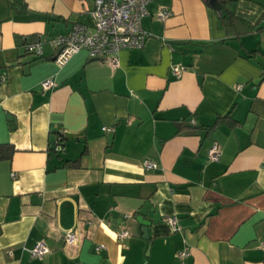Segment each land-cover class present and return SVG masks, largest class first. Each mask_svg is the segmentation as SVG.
Returning a JSON list of instances; mask_svg holds the SVG:
<instances>
[{"label": "crops", "instance_id": "1", "mask_svg": "<svg viewBox=\"0 0 264 264\" xmlns=\"http://www.w3.org/2000/svg\"><path fill=\"white\" fill-rule=\"evenodd\" d=\"M93 1L0 0V144L13 147L0 159V264H264V30L247 27L264 25V0H228L234 26L206 0H155L144 46L118 66L85 51L58 65L48 40L91 24ZM38 39L42 54L28 52ZM229 112L234 125L178 127Z\"/></svg>", "mask_w": 264, "mask_h": 264}, {"label": "built area", "instance_id": "2", "mask_svg": "<svg viewBox=\"0 0 264 264\" xmlns=\"http://www.w3.org/2000/svg\"><path fill=\"white\" fill-rule=\"evenodd\" d=\"M155 0H94L93 8L90 11L91 24L76 22L66 33L52 36L48 42L54 50V61L63 66L72 56L80 51H85L89 58L106 61L111 66H118V54L122 49H139L146 42L149 33L144 29L142 20L149 14L148 6ZM171 15V11L162 8L156 12V17L163 20ZM25 48L28 52L35 55H41L43 42L38 39L32 42H26ZM182 70L180 66H173V74H178ZM54 85L51 78L44 79L41 82L42 89H49ZM241 83L236 85L239 89ZM193 121V120H192ZM103 131H111V126H103ZM54 151L62 150L60 136L53 141ZM208 157L211 161H217L220 157V150L217 142H213L208 149ZM143 166L146 170H152L157 164L150 160H144ZM176 230V216L170 215L164 218ZM123 231L118 236H127ZM65 242L67 244H76L79 236L72 229L65 232ZM264 249V242H262ZM103 248V245H97L96 250ZM47 252L43 241L35 243L30 254L32 257L40 258ZM11 253V251H9ZM180 258L188 255V252L180 250L176 253Z\"/></svg>", "mask_w": 264, "mask_h": 264}, {"label": "trees", "instance_id": "3", "mask_svg": "<svg viewBox=\"0 0 264 264\" xmlns=\"http://www.w3.org/2000/svg\"><path fill=\"white\" fill-rule=\"evenodd\" d=\"M216 1L221 6V8L219 10L220 19H222V20L225 19L227 21V23L232 25V26H234L235 23L241 21L240 19L235 17L234 14L227 7H225L226 4L228 3V0H216ZM206 2L212 6L213 0H206ZM20 7H22V6L20 5ZM247 27L249 29H251L252 31L264 30V25L247 24ZM254 52H256V51H252L251 53H254ZM262 81H264V71H262L258 83H261ZM224 120H227L230 125L235 124V122L230 119V112H229L226 115L216 117L215 121L211 125H206V126L205 125H192V123H190V124L186 123L184 126L179 124L178 127H179V129L184 127V128H190V129H201V130H205L206 132H209L216 126L217 123L224 121ZM58 136H60V142H61V144H63L64 143V135L61 132H59ZM50 144H51L50 149L53 150V147H52L53 141H51ZM54 152H59V151H54ZM12 153H13L12 145L0 144V159H10L12 156ZM78 161H79V158L72 160V161L65 160L64 164L76 166V165H78Z\"/></svg>", "mask_w": 264, "mask_h": 264}, {"label": "water", "instance_id": "4", "mask_svg": "<svg viewBox=\"0 0 264 264\" xmlns=\"http://www.w3.org/2000/svg\"><path fill=\"white\" fill-rule=\"evenodd\" d=\"M213 5L216 7V9L220 10L221 6L218 4L216 0H213ZM140 222L142 224L141 231L144 234V237H147V226L149 222L142 219L140 220Z\"/></svg>", "mask_w": 264, "mask_h": 264}]
</instances>
